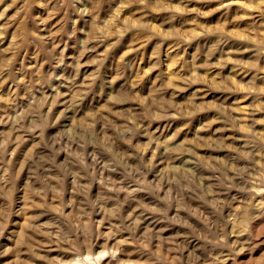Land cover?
<instances>
[{"label":"rangeland","instance_id":"obj_1","mask_svg":"<svg viewBox=\"0 0 264 264\" xmlns=\"http://www.w3.org/2000/svg\"><path fill=\"white\" fill-rule=\"evenodd\" d=\"M0 264H264V0H0Z\"/></svg>","mask_w":264,"mask_h":264}]
</instances>
